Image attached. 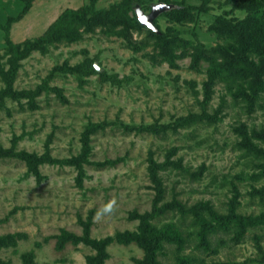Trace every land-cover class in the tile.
<instances>
[{
    "label": "rangeland",
    "instance_id": "rangeland-1",
    "mask_svg": "<svg viewBox=\"0 0 264 264\" xmlns=\"http://www.w3.org/2000/svg\"><path fill=\"white\" fill-rule=\"evenodd\" d=\"M121 1L96 0L95 7L110 9ZM170 1L181 2L178 16L166 14L172 7L155 23L162 33L183 40L174 50L175 67L154 50L153 30L144 26L122 37V26L96 18L78 26L77 40L55 41L19 62L14 96L6 97L0 108V149L11 153L0 157V264H88L99 258L86 240L136 232L137 217L151 215L155 202L162 211L150 223L158 228L173 225L184 241L182 247L164 243L155 252V262L264 264V223L217 231L203 249L193 218L186 214L194 206H208L217 216H264V93L250 109L234 85L216 80L204 104L208 61L190 67L199 46L210 51L231 42L225 24H250L245 36L254 37L264 7L251 6L253 0ZM88 2L33 0L28 13L12 25L11 39L33 40L60 14ZM162 2L143 0L135 9L147 14ZM22 7L21 0H0V24ZM189 7L190 15H182ZM251 12L254 24L248 23ZM248 56L256 65L263 63L254 52ZM8 59L0 31L4 69ZM79 65L93 66L96 72H68ZM102 72L121 83L103 82ZM4 86L0 77V94ZM203 107L206 118L192 125L158 133L129 129L169 125L201 114ZM101 122L107 126L91 134L84 147L85 128ZM243 129L255 151L244 148ZM85 148L88 152L82 155ZM22 152L39 162L35 172L16 156ZM80 156L81 161L69 163ZM153 164L162 189L159 201L150 175ZM112 199L115 212L94 219ZM104 251L101 264L145 260L135 243L114 241Z\"/></svg>",
    "mask_w": 264,
    "mask_h": 264
},
{
    "label": "trees",
    "instance_id": "trees-1",
    "mask_svg": "<svg viewBox=\"0 0 264 264\" xmlns=\"http://www.w3.org/2000/svg\"><path fill=\"white\" fill-rule=\"evenodd\" d=\"M33 0H21L23 7L21 11L15 16L7 17L4 24H0V31L3 33V40L9 53L8 69H4L0 64V77L4 82V89L0 94V108L3 105V101L6 97H13L12 85L19 67V62L30 55L32 51H45L46 48L53 42L66 39L69 41L77 40V28L84 24L88 18H96L102 21L112 23L117 26H122L123 29L120 32L122 37H127L130 30L144 27L138 21L134 9L135 4L143 3V0H122L117 6L110 9H96V0H89L88 4L79 7L76 10H68L60 14L57 19L47 28V30L39 37L26 39L23 43H15L11 39L10 32L12 25L19 22L30 10ZM163 4L171 5V10L167 12V15L178 16L176 6H180L181 2H173L170 0H163ZM264 7V0H253L251 6ZM175 7V8H174ZM192 8H186L183 10L182 15H190ZM143 11V10H142ZM251 19L249 22H255V16L251 12ZM154 19V25L158 29L157 34H153L155 37L154 50L158 51V56L162 61L166 62L170 67H175V55L174 50L179 46V42L183 41L178 35L170 33H162L156 25ZM259 26L254 29V37H246L245 32L250 24L243 25L242 22L237 24H225L223 31L227 35V39L231 42H227L224 46H219L216 49L210 50L204 49L199 46L198 50L191 55L190 67L196 69L200 66V63L207 60V83L204 85V104L210 99V91L212 84L216 80L226 83L230 87H236L239 92V96L245 102L246 106L253 109L258 103V97L261 93H264V19ZM252 24V25H253ZM255 53L256 57L263 60L259 65L253 60H250L248 56L251 53ZM207 56H218L207 58ZM79 65L74 68H68L69 71H81L83 75L95 73L93 66ZM85 69V70H84ZM100 79L103 82H110L112 84H120L122 80H119L115 75H109L105 72L99 74ZM246 88V89H245ZM248 90L249 95L245 93ZM203 104V105H204ZM206 118L205 108L203 107L201 114H189L188 116L181 117L169 123V125H146L139 127H127L136 131H144L148 133H158L166 129H176L178 127L192 125L197 122L204 121ZM107 126V122L92 123L85 128L83 134L82 143L84 147L87 145L89 136L95 133L99 129H103ZM243 146L246 150L255 151L256 147L249 142L247 133L243 129ZM88 150L85 148L83 154H86ZM11 156L10 151L0 149V157L5 158ZM17 157L25 160L30 168L36 171L38 163L34 161V155L27 153H20ZM83 157V156H82ZM81 156L78 159L69 161L71 164H76V161H81ZM158 167L153 164L150 168L151 180L157 186L158 195L156 201L161 200V184L157 179L156 171ZM161 209L155 204L153 205V211L151 215L145 214L138 216L139 226L136 232H124L116 233L112 237H108L103 240H86V244L95 249L98 253L97 260L89 259L88 264H101L102 257H105V249L107 245L112 242H117L122 245H129L135 243L142 248L145 256L144 261H138V264H159L155 262L154 256L157 250H161L163 244L166 242L176 243L180 247L184 245L182 236L173 229V225L167 224L162 227H157L150 223V219L161 213ZM187 215L193 218L192 225L197 230V239L199 241L198 246L207 249V238L210 234L217 231H228L232 228L246 229L250 226H256L264 223V216L259 219L235 216L234 214H228L225 216H217L210 211L208 206H194L186 211Z\"/></svg>",
    "mask_w": 264,
    "mask_h": 264
},
{
    "label": "water",
    "instance_id": "water-1",
    "mask_svg": "<svg viewBox=\"0 0 264 264\" xmlns=\"http://www.w3.org/2000/svg\"><path fill=\"white\" fill-rule=\"evenodd\" d=\"M171 8V5L167 4H157L151 7L149 13L145 14L140 8L135 9V15L142 26H145L154 32H158V29L154 25V19L163 11Z\"/></svg>",
    "mask_w": 264,
    "mask_h": 264
},
{
    "label": "clouds",
    "instance_id": "clouds-1",
    "mask_svg": "<svg viewBox=\"0 0 264 264\" xmlns=\"http://www.w3.org/2000/svg\"><path fill=\"white\" fill-rule=\"evenodd\" d=\"M116 200L112 199L110 201H108L104 207L102 212H98L97 215L94 217V219L99 220L100 218H102L104 215H111L115 212L116 210Z\"/></svg>",
    "mask_w": 264,
    "mask_h": 264
}]
</instances>
